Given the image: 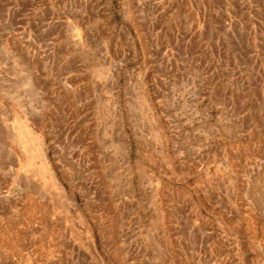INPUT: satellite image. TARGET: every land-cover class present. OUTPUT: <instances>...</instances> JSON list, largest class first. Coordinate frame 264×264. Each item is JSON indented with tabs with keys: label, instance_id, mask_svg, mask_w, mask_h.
<instances>
[{
	"label": "rangeland",
	"instance_id": "obj_1",
	"mask_svg": "<svg viewBox=\"0 0 264 264\" xmlns=\"http://www.w3.org/2000/svg\"><path fill=\"white\" fill-rule=\"evenodd\" d=\"M27 4L0 0V264H264V4Z\"/></svg>",
	"mask_w": 264,
	"mask_h": 264
},
{
	"label": "crops",
	"instance_id": "obj_2",
	"mask_svg": "<svg viewBox=\"0 0 264 264\" xmlns=\"http://www.w3.org/2000/svg\"><path fill=\"white\" fill-rule=\"evenodd\" d=\"M133 2L135 0H132ZM238 1L240 6L241 7H244V8H250V7H257L259 5H263L264 4V0H261L263 1V4L261 2H258L257 0H224L225 4L224 6L225 7H233L235 5V2ZM39 2L40 0H29V4H27V6H35L36 3L37 5L34 7V9L36 7L39 6ZM23 43H24V51L26 54L28 55H34V54H37L39 53V48L36 49V47L34 45H31L32 44V38L30 37H26L24 40H23ZM6 51L9 52L10 54L13 53V47L12 46H7L6 47ZM36 49V50H35ZM0 52H2V50H0ZM2 68L5 67L4 65H0ZM38 70V69H37ZM0 86L2 87H6V84H4V82H0ZM0 130H9L8 129V123L9 121L11 120L12 118V113L9 112H5V103H10L9 102V99L8 97L6 96V93H7V89L3 88V89H0ZM27 120L24 122L23 126L26 127V129H29V124H28V118H26ZM30 123V122H29Z\"/></svg>",
	"mask_w": 264,
	"mask_h": 264
}]
</instances>
